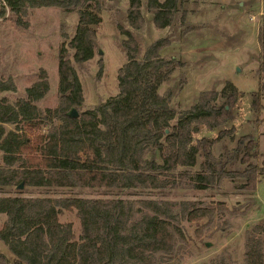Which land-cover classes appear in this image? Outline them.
I'll use <instances>...</instances> for the list:
<instances>
[{"label":"trees","instance_id":"1","mask_svg":"<svg viewBox=\"0 0 264 264\" xmlns=\"http://www.w3.org/2000/svg\"><path fill=\"white\" fill-rule=\"evenodd\" d=\"M88 1L93 0H0V19L21 29H27V14L33 9L54 7L75 11L77 16L73 36L66 48L60 47L57 52L58 107L46 110L42 116L35 105L48 90L42 69L25 88L24 97L12 102L0 97V152L4 165L0 166V186L21 180L25 185L105 188L114 193L52 199L0 196V213L5 215L0 240L13 256L9 260L0 254V264H154L155 254H170L177 241L192 239L174 224L170 202L118 192L157 189L172 182L171 177L182 179L186 172L176 169L193 166L198 156L204 166L194 175L199 189L218 184L223 177H238L243 180L241 190L255 191L259 176H264V163L258 166L250 162L252 135L239 136L235 142L230 158L244 163L236 171H214L215 161L209 150L220 138L230 135L231 128L191 144L197 124L213 129L230 119L231 108L241 92L226 80L219 91H201L186 111L175 114L168 105L169 94L158 93V87L183 64L172 56L159 55L169 45L166 38L140 50L131 34L118 27L125 37L120 41L125 61L117 69V93L92 109L80 110L83 94L73 65H82L92 57L95 28L100 23L99 6L89 9ZM181 5V0H145L154 30L170 27L175 15L179 26H183L185 12ZM140 8L141 0H128L124 12V23L135 31L144 24ZM258 42L260 73L264 71V30ZM68 50L72 52L70 58ZM100 68L99 64L98 72ZM258 90L264 94V79L259 81ZM14 91L13 80L0 74V93ZM257 94L253 93L254 97ZM217 98L220 103H216ZM71 108L77 112L76 117L67 116ZM4 124L13 128L5 130ZM41 126L45 128L39 132ZM16 162L20 169L11 167ZM195 203L184 201L180 206L185 219L195 224L194 232L216 207H224L222 202L208 207H197ZM71 210L79 220L77 238L71 223L58 220L62 211ZM256 229L264 234V223ZM242 263L264 264V246L259 237L245 239ZM217 264L229 263L220 256Z\"/></svg>","mask_w":264,"mask_h":264},{"label":"rangeland","instance_id":"2","mask_svg":"<svg viewBox=\"0 0 264 264\" xmlns=\"http://www.w3.org/2000/svg\"><path fill=\"white\" fill-rule=\"evenodd\" d=\"M181 1V10L185 12L184 25L179 26L175 15L173 24L160 31H155L152 26L145 0H141L140 8L144 24L138 31L130 29L123 20L128 0L87 2L89 9L99 6L100 23L95 28L92 57L82 65H73L83 94L79 109H92L117 93V69L125 61L120 47V41L125 37L119 33L118 27L131 34L140 50L159 38H166L169 45L159 55L172 56L183 64L175 68L158 87V93L169 94L168 105L175 114L186 111L196 102L201 91H219L226 80L241 92L231 108L230 119L213 129L197 124L191 133V144L200 138L212 139L219 130L231 128L230 135L223 136L209 147L215 161L212 169L236 171L244 167L238 158H230L237 138L243 135H252L254 146L250 150V162L260 166L261 161L264 163V94L258 90V83L264 79V71L258 73L257 70L261 54L258 36L264 30V0ZM27 21V29H21L0 19V74L9 76L15 84L14 92H1L0 97L5 96L9 102L16 97H24L25 88L34 81L37 70L42 69L46 73L48 90L35 105L43 116L46 110H53L59 105L57 52L60 47L66 48L73 36L77 16L75 11L40 8L29 10ZM71 54L68 50V58ZM99 64L101 68L98 72ZM256 92L258 94L254 97ZM220 102L221 99L217 98L216 103ZM58 123L55 119L54 124ZM12 128L13 125L4 124L5 130ZM44 128L41 126L39 132ZM202 161L198 156L193 166H179L176 172H186V177H171L172 182L163 187L118 192V195L126 192L130 197H151L170 202L174 224L192 239V242L177 241L170 254H155L154 264H217L220 256L229 264H243L245 239L259 237L264 246V234L256 229L264 223V176H259L255 191L241 190L239 185L243 180L238 177H223L218 184L199 189L195 187L194 175L200 171V166L204 169ZM0 166H4L1 152ZM11 167L20 169L19 162ZM111 193L114 190L105 188L25 185L21 180L16 184L0 186V196L52 199L65 196L101 197ZM184 201H194L197 207L222 202L224 207H216L203 219L200 229L194 232L195 224L187 221L180 211ZM4 220L5 215L0 213V227ZM58 220L71 223L74 236L78 237L79 220L75 211H62ZM0 254L13 259L1 240Z\"/></svg>","mask_w":264,"mask_h":264},{"label":"water","instance_id":"3","mask_svg":"<svg viewBox=\"0 0 264 264\" xmlns=\"http://www.w3.org/2000/svg\"><path fill=\"white\" fill-rule=\"evenodd\" d=\"M67 116L68 117H76L77 116V112L75 111V109L71 108L69 109V111L67 112ZM18 188L21 187V183L17 186Z\"/></svg>","mask_w":264,"mask_h":264}]
</instances>
